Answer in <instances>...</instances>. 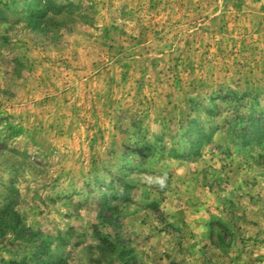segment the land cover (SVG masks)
Here are the masks:
<instances>
[{
  "label": "rangeland",
  "instance_id": "rangeland-1",
  "mask_svg": "<svg viewBox=\"0 0 264 264\" xmlns=\"http://www.w3.org/2000/svg\"><path fill=\"white\" fill-rule=\"evenodd\" d=\"M0 264H264V0H0Z\"/></svg>",
  "mask_w": 264,
  "mask_h": 264
},
{
  "label": "clouds",
  "instance_id": "clouds-1",
  "mask_svg": "<svg viewBox=\"0 0 264 264\" xmlns=\"http://www.w3.org/2000/svg\"><path fill=\"white\" fill-rule=\"evenodd\" d=\"M169 175L165 172H146L139 176V181L141 184L145 185L147 189H152L153 187L159 190H164L168 187Z\"/></svg>",
  "mask_w": 264,
  "mask_h": 264
}]
</instances>
